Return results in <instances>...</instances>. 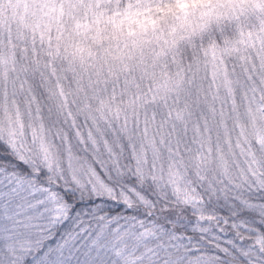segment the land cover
<instances>
[{
    "label": "snow or ice",
    "instance_id": "snow-or-ice-1",
    "mask_svg": "<svg viewBox=\"0 0 264 264\" xmlns=\"http://www.w3.org/2000/svg\"><path fill=\"white\" fill-rule=\"evenodd\" d=\"M26 103H0V264H264V87L159 123Z\"/></svg>",
    "mask_w": 264,
    "mask_h": 264
},
{
    "label": "rangeland",
    "instance_id": "rangeland-1",
    "mask_svg": "<svg viewBox=\"0 0 264 264\" xmlns=\"http://www.w3.org/2000/svg\"><path fill=\"white\" fill-rule=\"evenodd\" d=\"M26 3L27 0H18ZM232 7L210 18L179 41L141 47L116 60L94 65L70 64L31 36L21 18L0 13V103L7 89L9 102L30 119L26 100L35 99L45 117L71 115L80 122H143L156 115L159 123L169 109L195 107L211 100L226 80L233 89L264 87V10L252 0H228ZM239 6V7H237ZM227 25L223 40L211 35ZM34 111L35 105H32Z\"/></svg>",
    "mask_w": 264,
    "mask_h": 264
},
{
    "label": "clouds",
    "instance_id": "clouds-1",
    "mask_svg": "<svg viewBox=\"0 0 264 264\" xmlns=\"http://www.w3.org/2000/svg\"><path fill=\"white\" fill-rule=\"evenodd\" d=\"M257 2L264 10V0L251 6ZM231 7L228 0H0V13L21 18L46 49L80 65L141 47L163 51Z\"/></svg>",
    "mask_w": 264,
    "mask_h": 264
},
{
    "label": "trees",
    "instance_id": "trees-1",
    "mask_svg": "<svg viewBox=\"0 0 264 264\" xmlns=\"http://www.w3.org/2000/svg\"><path fill=\"white\" fill-rule=\"evenodd\" d=\"M218 26H219V28H217L216 26H215V23H214V21H211V24H210V27H211V35H213V36H215V37H218V38H220V39H224L226 36H228V35H226L225 33H224V31H226L227 33H228V27H227V25H221L220 23L218 24ZM0 32H1V28H0ZM229 34V33H228Z\"/></svg>",
    "mask_w": 264,
    "mask_h": 264
}]
</instances>
